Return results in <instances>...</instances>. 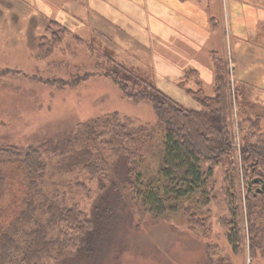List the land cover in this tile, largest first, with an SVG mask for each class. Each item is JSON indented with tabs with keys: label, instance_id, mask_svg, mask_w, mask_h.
Segmentation results:
<instances>
[{
	"label": "rangeland",
	"instance_id": "rangeland-1",
	"mask_svg": "<svg viewBox=\"0 0 264 264\" xmlns=\"http://www.w3.org/2000/svg\"><path fill=\"white\" fill-rule=\"evenodd\" d=\"M59 24L67 28L62 41L46 59L37 58L40 44ZM214 56L228 67L230 121L240 158V110L258 116L264 130V0H0V143L45 144L48 168L40 188L49 198L78 204L87 215L98 205L102 209L104 195L114 206L92 255L69 263L264 264L262 242L255 256L250 252L243 206L247 180L239 160L234 173V200L242 206L238 246L229 242L231 228L224 221L231 219L224 166L214 170L206 208L194 206L191 215L183 210L164 219L125 204L120 192L114 194L108 184L103 189L98 179L57 167L74 130L118 112L136 125L154 127L143 165L155 169L164 134L156 111L150 101L127 97L113 68L123 65L128 72L118 75L137 76L199 108L188 90L214 94ZM122 165L120 160L124 172ZM36 217L44 221L46 214L37 211ZM203 223L209 231L199 227ZM256 224L264 233V218Z\"/></svg>",
	"mask_w": 264,
	"mask_h": 264
},
{
	"label": "trees",
	"instance_id": "trees-1",
	"mask_svg": "<svg viewBox=\"0 0 264 264\" xmlns=\"http://www.w3.org/2000/svg\"><path fill=\"white\" fill-rule=\"evenodd\" d=\"M66 30L59 24L52 38L40 44L36 57L46 59ZM212 59L214 94L207 95L202 88L188 90L199 108L183 105L137 76L118 75L128 72L123 65L113 68L124 94L133 101H150L156 111L164 134L155 169L143 165L145 151L155 136L154 127L136 125L118 112L89 119L74 130L64 144L66 152L59 154L57 167L66 173L77 170L90 180L98 179L103 189L108 184L114 194L120 192L125 204L136 205L155 219H164L183 210L191 215L194 206L206 208L213 197L210 189L214 188V170L224 166L231 215L224 221L231 228L229 242L238 246L242 206L234 200V173L239 160L247 180L243 206L250 252L255 256L260 243L264 245L263 230L256 224L264 218V191H257L264 180V130L258 116L240 110L237 126L242 141L237 147L240 158H236L228 67L216 56ZM138 83L141 86L136 89ZM44 145L0 143V264H71L69 261L79 255L90 257L99 246L104 222L113 218L114 206L105 195L101 198L102 209L98 211V205L94 214L87 215L78 204L65 206L44 194L40 188L48 168ZM120 160L124 172L118 168ZM37 211L46 214L44 221L37 220ZM199 227L209 231L205 223Z\"/></svg>",
	"mask_w": 264,
	"mask_h": 264
},
{
	"label": "water",
	"instance_id": "water-1",
	"mask_svg": "<svg viewBox=\"0 0 264 264\" xmlns=\"http://www.w3.org/2000/svg\"><path fill=\"white\" fill-rule=\"evenodd\" d=\"M258 192L264 191V180H262L261 186L257 188Z\"/></svg>",
	"mask_w": 264,
	"mask_h": 264
},
{
	"label": "flooded vegetation",
	"instance_id": "flooded-vegetation-1",
	"mask_svg": "<svg viewBox=\"0 0 264 264\" xmlns=\"http://www.w3.org/2000/svg\"><path fill=\"white\" fill-rule=\"evenodd\" d=\"M256 180H257V179H256ZM258 187H259V186H258ZM258 187H257V188H258Z\"/></svg>",
	"mask_w": 264,
	"mask_h": 264
}]
</instances>
